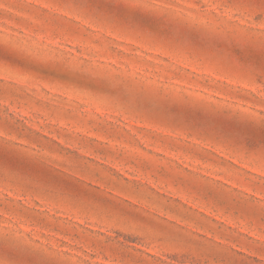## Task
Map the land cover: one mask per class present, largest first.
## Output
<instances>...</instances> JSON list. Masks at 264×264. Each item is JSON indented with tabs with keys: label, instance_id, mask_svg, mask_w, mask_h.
I'll return each instance as SVG.
<instances>
[{
	"label": "rangeland",
	"instance_id": "obj_1",
	"mask_svg": "<svg viewBox=\"0 0 264 264\" xmlns=\"http://www.w3.org/2000/svg\"><path fill=\"white\" fill-rule=\"evenodd\" d=\"M0 0V264H264V0Z\"/></svg>",
	"mask_w": 264,
	"mask_h": 264
},
{
	"label": "snow or ice",
	"instance_id": "obj_2",
	"mask_svg": "<svg viewBox=\"0 0 264 264\" xmlns=\"http://www.w3.org/2000/svg\"><path fill=\"white\" fill-rule=\"evenodd\" d=\"M120 4L130 11H138L143 7L142 0H120Z\"/></svg>",
	"mask_w": 264,
	"mask_h": 264
}]
</instances>
